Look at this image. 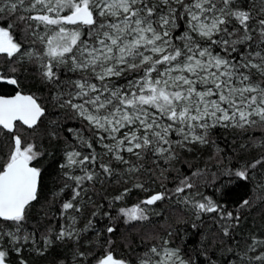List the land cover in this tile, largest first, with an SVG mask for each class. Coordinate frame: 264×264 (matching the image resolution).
I'll return each mask as SVG.
<instances>
[{"label":"snow or ice","instance_id":"obj_1","mask_svg":"<svg viewBox=\"0 0 264 264\" xmlns=\"http://www.w3.org/2000/svg\"><path fill=\"white\" fill-rule=\"evenodd\" d=\"M0 20V55L9 64L0 69V83L19 88L22 73L34 71L57 113L81 121L59 165L58 214H44L57 224L29 229L42 192V169L33 161L45 152L20 133L35 135L47 108L34 94L0 95V264H13V253L18 264H28L23 253L43 256L54 247L71 251L59 264H196L193 252L204 257L201 264H217L214 252L225 245L226 264H264V236L253 231L237 238L246 217L264 214V135L236 145L234 163L213 139L216 129L264 134V0H0ZM50 123L58 126L56 119ZM49 135L57 138L55 131ZM253 149L259 153L253 160L239 155ZM204 152L203 168L189 165L190 174L178 172L167 186L182 154ZM222 176L250 185L234 207L201 191H219ZM111 181L125 186L109 207L134 189H161L118 210L133 230L145 222L155 229L151 216L164 219L167 212L151 206L163 202L168 212L189 214L190 223L177 220L189 227L146 233L134 260L116 257L112 236L95 231L98 211L76 226L95 203L90 188ZM189 231L197 245L191 251L192 237L184 239Z\"/></svg>","mask_w":264,"mask_h":264},{"label":"trees","instance_id":"obj_2","mask_svg":"<svg viewBox=\"0 0 264 264\" xmlns=\"http://www.w3.org/2000/svg\"><path fill=\"white\" fill-rule=\"evenodd\" d=\"M3 21L0 20V24ZM18 31V30H14ZM9 67V64L5 62V58L0 55V69ZM21 90L25 93L34 94L39 102H42L47 108V114L45 118H42L44 121L43 124L39 126L38 131L35 135L31 134L32 130H23L20 134L23 139L27 142H35L41 150L45 152V155L40 157L38 160L33 161V164L42 169V192L40 195L39 202H33V207L30 209V216L28 221V227L37 228L40 232H43L49 224H57V221H52L45 218V212L51 210L52 215H57V209L59 202L54 200L53 194L59 191V188L62 186L63 181L59 178L60 168L59 165L64 163V150L69 144L75 143V130L81 127V121L78 120L74 114L71 112L61 111L59 114L52 107V104L47 101L49 96V89L42 85L39 80L37 73L34 71L24 72L20 76V86L16 88L14 86L6 85L0 83V95H11L17 90ZM56 119L58 126L51 125L50 121ZM73 129L72 132H69L68 129ZM55 131L57 133V138L52 139L49 133ZM87 135V133H85ZM261 136L264 135L260 132L246 133L241 136L237 133L235 129L224 130L216 129L213 134V139L216 143L223 149L222 154H226L235 162L237 156L236 145L246 141L247 136ZM234 137H240L235 139V144H233ZM83 151L87 152V149ZM97 151H100L97 148ZM208 152L203 154L197 153L195 156L192 154H182V161L176 164L175 169L170 173V179L167 181V186L169 188L174 186V180L171 177H176L177 173L190 174L193 169L189 168V165L199 166L203 168L207 162ZM258 150L253 149L249 152L239 153V155H244L249 160H253L258 156ZM4 155L0 153V164L4 162ZM135 159V158H133ZM107 160V157H105ZM215 162H208V167L213 171L216 169L213 167ZM225 164H228V161H225ZM230 166V165H229ZM113 167L120 168L119 165L113 164ZM223 167V165L221 166ZM76 174H80L77 171ZM223 183L219 186V191L213 187L201 188V191L205 192L206 195H213L215 193V198H222L225 202L228 203L229 207H234L235 202L241 197H247L249 192V187H242V184L247 182H242L235 177H224L222 176ZM71 183V181H69ZM124 184L116 183L115 181L105 182L103 185L96 183L94 187L90 188V194L92 195V200L94 204L90 203L87 207L83 209V214L79 215L77 222L78 228H83L87 224L88 219L92 218V212L98 211L99 215L94 219L95 231L101 232L103 235H111L112 239L116 241L115 244V255L116 257H127L135 259V252L141 250L138 247L141 244V237L146 233L151 235L164 234L165 230L179 228L181 232L188 228V224L177 223V220H187L189 223L192 221V217L187 213H182L179 210L175 212H168L169 205L167 202L160 203L158 205L151 206L156 211H165L167 212L166 218L161 219V217L151 216L153 221H156L155 229L147 227L145 222L144 228H137L133 230L130 225L124 224V217L118 216V210L122 207L130 208L138 204L141 200L146 199L152 192L161 190L157 184H151L148 186V191H143L140 189H134L129 195L125 196L123 200L115 202L112 207H109V203L112 201V198L119 195L123 191ZM130 186V184H129ZM231 189L232 191L228 192L225 195V191ZM95 205H102L101 208L97 209ZM104 211H108L112 217H116L113 220H109L108 217L103 215ZM138 223V222H137ZM109 226H113L117 229L115 234H107L105 229ZM194 231V230H193ZM193 231H189L187 236L184 237L185 240L188 239V236L192 237L193 243L189 245V250L197 247L195 240L196 237L193 235ZM255 234L264 236V214L259 212H253L249 217H246L241 226V231L238 235V239L243 236H247L251 232ZM85 235L90 237L93 241L96 240L94 232H88ZM176 243H183V241L177 240ZM90 247L93 249L94 255H99L101 248L98 244H93ZM227 245L224 246L226 248ZM71 248V245L68 246ZM224 248L215 250L214 259L217 264H226V261L230 258V253L225 251ZM25 258L28 260V264H59V261L64 257L71 258V251L66 250L64 247L49 249L43 256L37 254L36 252L29 250L23 253ZM194 259H196V264H201L204 260V257H195L193 252ZM11 259L13 264H18V258L15 253L12 254ZM89 259H92L90 256ZM95 264V261H93Z\"/></svg>","mask_w":264,"mask_h":264},{"label":"water","instance_id":"obj_3","mask_svg":"<svg viewBox=\"0 0 264 264\" xmlns=\"http://www.w3.org/2000/svg\"><path fill=\"white\" fill-rule=\"evenodd\" d=\"M17 91H21L20 89L19 90H17ZM22 92V91H21ZM23 93H25V92H23ZM15 93H13V94H11V95H14ZM25 94H31V93H25ZM5 96H10V95H5Z\"/></svg>","mask_w":264,"mask_h":264}]
</instances>
